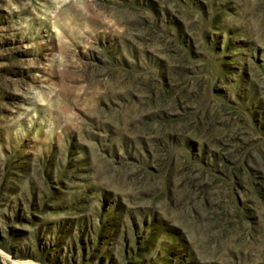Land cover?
I'll return each instance as SVG.
<instances>
[{"label": "rangeland", "instance_id": "374dc122", "mask_svg": "<svg viewBox=\"0 0 264 264\" xmlns=\"http://www.w3.org/2000/svg\"><path fill=\"white\" fill-rule=\"evenodd\" d=\"M0 264H264V0H0Z\"/></svg>", "mask_w": 264, "mask_h": 264}]
</instances>
